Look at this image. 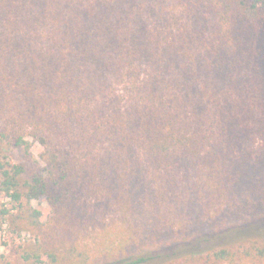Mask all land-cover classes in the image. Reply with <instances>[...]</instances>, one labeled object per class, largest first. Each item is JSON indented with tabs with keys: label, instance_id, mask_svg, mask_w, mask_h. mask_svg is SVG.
I'll list each match as a JSON object with an SVG mask.
<instances>
[{
	"label": "trees",
	"instance_id": "obj_1",
	"mask_svg": "<svg viewBox=\"0 0 264 264\" xmlns=\"http://www.w3.org/2000/svg\"><path fill=\"white\" fill-rule=\"evenodd\" d=\"M0 192V264H264V0H0Z\"/></svg>",
	"mask_w": 264,
	"mask_h": 264
},
{
	"label": "rangeland",
	"instance_id": "obj_2",
	"mask_svg": "<svg viewBox=\"0 0 264 264\" xmlns=\"http://www.w3.org/2000/svg\"><path fill=\"white\" fill-rule=\"evenodd\" d=\"M29 140L32 142V147H31L32 153L36 157V159L39 160V154L42 151V146L32 138H29ZM10 154L13 156L14 161L23 160L21 156V152L17 149L11 150ZM9 201L10 200L0 192V253L9 256V258L12 261H15L16 254L13 252V250H11V247H15L18 244H22L26 242L30 238V234L27 231L20 230L19 224L16 225L10 223L11 215L8 213H4V210L5 209L7 210L10 206ZM32 205L35 208L41 210L43 214V218H45V216H47L51 212V207L44 198L33 199ZM260 230H264V221L252 227L242 229L241 232L251 233ZM227 240H228V235L222 236L221 241H227ZM5 242L10 246V249L7 246H4ZM209 244L210 242H204L201 245L206 246ZM156 249L158 248H154V247L147 248V250L149 251L148 254L154 256V258H152L154 262L164 261L169 258L168 255L170 254L169 251H162Z\"/></svg>",
	"mask_w": 264,
	"mask_h": 264
}]
</instances>
